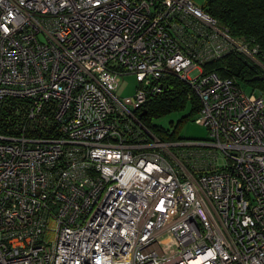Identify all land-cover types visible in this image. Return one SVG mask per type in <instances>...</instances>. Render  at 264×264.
<instances>
[{
  "label": "built area",
  "instance_id": "obj_1",
  "mask_svg": "<svg viewBox=\"0 0 264 264\" xmlns=\"http://www.w3.org/2000/svg\"><path fill=\"white\" fill-rule=\"evenodd\" d=\"M202 6L0 0V264H264V95L203 67L259 47ZM171 75L209 138L140 121Z\"/></svg>",
  "mask_w": 264,
  "mask_h": 264
},
{
  "label": "trees",
  "instance_id": "obj_2",
  "mask_svg": "<svg viewBox=\"0 0 264 264\" xmlns=\"http://www.w3.org/2000/svg\"><path fill=\"white\" fill-rule=\"evenodd\" d=\"M202 7L227 28L231 37L250 40L259 47L254 57L230 51L205 63L204 71H215L222 77L233 78L237 83L258 89L264 95V0H206ZM166 83L162 92L148 97L143 105L146 113L139 119L162 140L184 139L175 138L174 133H163L150 122L151 117L181 109L188 101L191 102L192 113L196 114L200 109L199 100L186 81L171 75Z\"/></svg>",
  "mask_w": 264,
  "mask_h": 264
},
{
  "label": "rangeland",
  "instance_id": "obj_3",
  "mask_svg": "<svg viewBox=\"0 0 264 264\" xmlns=\"http://www.w3.org/2000/svg\"><path fill=\"white\" fill-rule=\"evenodd\" d=\"M198 5H204L206 0H194ZM135 78L132 74L118 75L116 78L115 87L111 91L119 97L129 96L135 90ZM248 93L255 91L259 93L258 89L248 88L243 86ZM191 102L188 101L186 105L178 110L171 111L159 117H151V124L162 129L161 132L167 134H175V138L184 139H207L209 138L208 129L195 122L197 113H192ZM178 142V139L173 143ZM171 150L182 160L181 150H188L189 147L181 145H171ZM191 161H195L194 158Z\"/></svg>",
  "mask_w": 264,
  "mask_h": 264
},
{
  "label": "water",
  "instance_id": "obj_4",
  "mask_svg": "<svg viewBox=\"0 0 264 264\" xmlns=\"http://www.w3.org/2000/svg\"><path fill=\"white\" fill-rule=\"evenodd\" d=\"M145 113H146V109L143 108V109L141 110V112L139 113V116H142V115H144Z\"/></svg>",
  "mask_w": 264,
  "mask_h": 264
}]
</instances>
